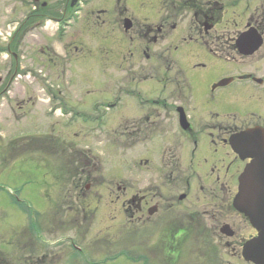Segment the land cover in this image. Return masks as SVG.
<instances>
[{
  "label": "rangeland",
  "instance_id": "rangeland-1",
  "mask_svg": "<svg viewBox=\"0 0 264 264\" xmlns=\"http://www.w3.org/2000/svg\"><path fill=\"white\" fill-rule=\"evenodd\" d=\"M170 1L173 4L163 6L159 0H127V16L134 27L124 33L121 18L118 35L113 22L116 0H93L90 5L86 2L81 11L83 17L86 13L83 31L87 32L86 44L93 56L84 57L83 68L80 65L83 60L76 63L73 60V69L67 78L59 70L60 59L56 58V66L52 68L47 58L53 48L58 57L64 55L61 49L66 48L63 41L69 35L63 41L57 36L59 42L50 47L49 38L56 31V24L51 21L27 22L28 31L23 33L21 29L16 33L12 46L16 47L17 59L10 53L0 52V77L5 71L8 76L13 73L17 76L0 100V259L14 263L21 255L14 237L24 229L21 225L29 222L27 204L35 211L37 225L47 229L51 241H55L57 264H224L228 259L223 241L218 242V228L226 222L235 224L239 217L230 210L216 215L213 221L215 211L202 198L198 189L201 184L186 166L184 154L192 145L182 142L184 138L177 130L173 106L180 91L178 101L194 115L192 118L200 131L213 125L225 128L229 123L242 124L249 118L245 114L260 108L257 100L262 87L239 82L212 91L211 86L221 77L246 71L257 72L259 76L264 68L258 69L257 56L242 60L218 44L212 47L221 62L206 52L201 54L199 44L183 46L182 67L180 55L179 59L167 60L174 65L167 71V78L176 79L175 69L183 72L184 78H178L183 84H168L170 87L162 94L169 102L174 101L172 108L164 106L171 112L164 115L159 89L153 85L163 71H155L156 58L146 60L141 55L145 47L152 51L155 46L135 35L139 25L155 26L164 17H171L169 22L177 23L172 33L177 35L178 44L182 42L181 37L193 34V13L188 9V0ZM250 1V8L245 12V0H229L232 6L226 9L217 31L233 34L242 29L246 17L254 14L261 4L260 0ZM32 6L31 0H0V44L9 41L7 34L13 33L16 26L8 22H21ZM262 11L264 8L256 12ZM97 14L102 25L95 22ZM106 35L110 43L113 38L119 46L118 71L105 59L103 69L98 68L93 58H98L97 47L108 44L100 40ZM131 35L133 41L129 39ZM39 45L47 47V53ZM198 54L201 55L198 57ZM197 61L201 67L194 66ZM141 68L147 77L138 83L140 78H136L138 72L134 69ZM135 84L140 85L146 99H155L160 104L150 102L144 106L141 99L128 93ZM45 91L52 93L55 100ZM118 98L120 109L114 106ZM53 107L57 110L49 114ZM202 159L197 153L193 161L207 169L212 166ZM163 160L169 162L163 166ZM99 177H103L102 182ZM188 179L191 189L188 198L180 201L181 211L183 214L191 211L190 206L200 212L205 210L202 215L205 225L217 223L216 233L193 223L188 234L170 246L165 235L169 228L159 220L162 216L158 212L148 219L146 207L157 203L169 211L180 194L187 195ZM116 185H119L118 191ZM134 194L137 198L145 195L146 200L150 199L141 213H132L134 207L128 210L126 205L131 203L129 198ZM248 233L244 232L245 236ZM214 234L216 239L211 237Z\"/></svg>",
  "mask_w": 264,
  "mask_h": 264
},
{
  "label": "flooded vegetation",
  "instance_id": "flooded-vegetation-1",
  "mask_svg": "<svg viewBox=\"0 0 264 264\" xmlns=\"http://www.w3.org/2000/svg\"><path fill=\"white\" fill-rule=\"evenodd\" d=\"M159 1L163 6L173 4V1L170 0ZM245 1L246 4L244 10L245 12H247L248 8H250L251 1ZM260 1L261 4L259 8L256 9V11H258L259 9L262 10L264 8V0ZM31 2L33 3V6L31 7L32 10H30V12L25 16L24 19H22L21 22H15L16 26L13 28L14 32L10 34L9 41H5L4 44H0V50L9 52L10 54H12L13 59H17V55L15 52L16 47L12 46V40L14 39L16 33L21 29L23 33L27 32V22L29 23L31 21L32 23L34 22L35 24H38L42 20L45 22H47V20L51 21L56 24V31L53 33V36L49 38L48 43L51 44L50 47L53 46L56 41H58V37L61 38L59 41H63V38L65 39V37L69 34L68 37H66L65 41H63V44H65L66 48L61 49L63 50L64 55L62 54L60 55V57H58L59 55L56 54V51L53 47V53L51 52V54L47 53V47H42L41 45H39V47H42V52L47 53V58L50 61V67L53 68L54 66H56V58L60 59L59 65H61L62 68L59 70L62 71V76L67 78L68 73H71L73 69L71 65L73 60L75 61V63L78 60H83V62L79 61L81 63V68H83L84 57L86 55L93 56L90 48H87V32H85L84 34L83 31V23H85L86 20V13H83L84 17L81 15V11L86 7L85 3L87 2V5H90L93 0L90 1L91 3L89 2V0H31ZM121 2L123 4L122 7L119 6V3ZM126 2L127 0H116V6L113 11V22L116 25L115 27L117 35L121 18L124 33L127 34V32L129 30H132L134 27L132 19L128 18L127 16L128 7ZM187 3L189 4L188 9H190L193 13L194 32L193 34L187 35L186 37H181L182 42L180 44H178V38H176L177 35H174L172 33L176 31L177 23L173 22L171 19L170 23L169 18L171 17H164L158 23V25L155 26L142 24L136 28L135 37L138 36L139 39H143L148 45L155 46L152 51L150 47H145L141 51V55L143 59L146 60L156 58L158 64H156L155 68L153 66L151 67L154 68L155 71H163V75L159 79H154L153 83V85H156V87L159 89L158 90L156 88L160 93L161 98L159 97V101L160 103H162L163 108H165L164 106H170V108H172L174 103V101L169 102V100L166 99V96H164L167 92V88L170 87L168 84H175L177 86L179 83H182L178 78H184L183 72L180 73L179 69H175L176 79L167 78V71L169 69H173L174 66L172 63H168L167 60H175V58L179 59V57L181 56V64H179V66L182 67L185 62L184 56L181 53L183 51V46L189 47V44L198 46L199 44L201 47L200 49L202 50L201 54L206 52L212 58L218 59L221 62V58L217 57L216 55V49L212 47L215 46V44H218L222 46L226 51L235 52L236 55L242 60H245L246 58H252V56L254 55L257 56L258 69L261 70L262 68H264V11H262L261 14L254 11V14L248 15L244 21L242 29H238L235 33L231 34V32H227L225 30L218 32L216 29V27L219 26L223 21V15L225 14L226 9H229L232 6L231 3H229V0H188ZM91 13H93V11H91ZM100 18V15L97 14L95 17V22H99L102 25L103 22L99 21ZM126 19L130 20V27L127 31L124 28V20ZM11 22L13 23L14 21ZM225 23L228 24V21H225ZM246 32H250L251 34L243 39L244 46L246 44L252 46L257 42H260V46L250 53H246L245 50H243L242 53L239 46V42L243 38L244 34H246ZM114 33L115 32H113L112 35ZM90 38L91 37H89L88 39ZM109 39V35L100 38L104 45L105 43L108 44H106V47L103 45L97 47L99 52L96 56H98V58H93L97 62L96 65L98 68L103 69V61L105 59L106 61L110 60L112 66L116 67L118 71L120 68V63H118L120 53L119 46L114 42L113 38L111 43ZM129 39L130 41H133L134 36H129ZM173 51H175V54L173 53ZM42 52L39 51L40 54ZM72 54L75 55L71 58ZM130 54L131 57H133V52H130ZM201 54H198V57ZM106 56H110V59ZM175 66L177 67V64H175ZM194 66L201 67L202 64L198 63L197 61L194 63ZM5 72L6 73H2L3 75L1 74L0 77V99H3L4 95L8 93V89L13 83L14 77L16 76L15 74L8 76L7 71ZM134 72H138L136 73L138 74L136 78H140L138 79V83L145 80V78L147 77L146 73H144L145 71H143L142 68L138 71L134 69ZM255 73L257 72L246 71L236 76L234 75L221 77L222 79L220 78L219 80H228L227 85L239 84V82H243L246 86L248 85L251 87V85H256L258 87H262L263 90L257 100L260 108L255 111H251L248 114H245L249 115V118L242 124L229 123L225 128L215 127L213 125V127L201 129L200 131L198 129L199 126H197L192 118L194 117V115L184 108L182 101H178V98L180 99V91L176 93L177 104L173 106V112L178 124L177 130H179L182 138H184V141L182 142H185L187 146H190V144L192 145V149L188 148L187 152L184 154V157H186L187 159L186 166L192 169L191 172L195 174L196 181L201 184L198 189L202 194V198L208 201L209 205L211 206L210 209L213 208V210L215 211L214 215H212L213 221H215L216 215L220 216L223 212L230 210L234 211V214L239 217L238 221L235 224H229L228 222H226L220 225L218 228V233L220 234V239L218 240V242L221 243L223 241L222 244L229 253L228 259L224 261V264H254L250 261L245 260V258L242 256L241 251L246 242L257 237V228L252 224L248 216L236 211L233 203L238 189L239 176H241V178L243 175H249L251 177L250 185L248 187V189L251 191L248 193L249 197L256 194L254 190L258 188V176H256L258 175V173L257 171L251 169L254 157L249 156H254L255 151L258 148L264 147L263 143L259 144L264 140V101L261 100L262 98H264V73H261L259 76H256ZM56 77L59 78L58 76ZM136 78L133 75V80H135ZM63 80L67 83L70 82V79ZM216 83L212 84V91L217 89V87H213V85ZM119 91L120 94H122L120 86ZM128 93H132L137 99H141L144 106H147L150 102L153 105L160 104L155 99H146L143 96L140 85L138 84H135V86L132 85V88L128 90ZM116 102L114 106L116 107V109H120V98H118ZM163 108L162 110L164 115H168L171 113L169 107L168 110L166 108ZM101 114L103 115V113ZM253 128H256L257 136H255V133H253L252 137L246 138V141L249 142H247L243 146L244 150L242 158L231 148L229 144V138L240 131L250 130ZM202 130L206 133H203ZM213 146L215 147L211 149ZM207 147L208 150L206 149ZM218 149H220V151H218ZM197 153L202 156V161L212 164V166L207 169L206 166L202 167L200 164H195V161L193 160ZM223 153H225L224 156ZM168 162V160L161 161L163 166H165ZM172 165L174 166L175 162H173ZM99 179H101L102 182L103 177H99ZM194 184L195 182H192V186H194ZM115 188L117 189V191L120 189L119 185H116ZM185 188L187 195H179L178 201H175L172 204V207L169 208V211L171 213L168 210H165V208L163 207L160 208L157 203H151V205L146 207L150 199L146 200L145 195H142L139 198H137L138 196H136L135 194L131 195V197L129 198L131 200V203L128 202V204L126 205L128 206V210H131L132 207H134V210L132 211V213L134 214L141 213L143 207H146V214L148 216V219H150V217H153L154 215H157V213L159 212V215H161L163 218H159L160 222L162 223L161 220H163V226H167V228H169L170 233L168 232L165 235L166 238L168 237L166 241L170 246H175L179 240L187 235L188 230L191 228L189 226H193V223H200L203 225L204 230H209V233H216L215 227L217 226V223L211 224L210 226L205 225V221L203 220L202 216L206 213L205 210L200 212L198 211V209H195L194 206H192V208L190 206L191 211L183 214L180 209V201H183L184 199L186 200L188 198V194L190 193L191 189V182L189 179L185 182ZM135 200H137V205L134 204ZM247 204L248 203L246 202V206ZM23 214L26 215L25 213ZM34 215L35 214H27L29 222L27 224L24 223L23 225H21V227H23L24 229L18 232L14 237V239L18 243V249L21 250V255L18 257L17 262L13 263L7 259H5L7 261L0 259V264H57L56 259H54V256H56V243L54 240L51 241V235L47 231V229L43 230L37 225V223L35 222L36 219H34ZM185 220H188L187 223H185ZM246 231H249V233L245 236L244 232ZM169 237H171V239ZM211 237L213 239H216L215 234ZM64 256H66V254Z\"/></svg>",
  "mask_w": 264,
  "mask_h": 264
},
{
  "label": "water",
  "instance_id": "water-1",
  "mask_svg": "<svg viewBox=\"0 0 264 264\" xmlns=\"http://www.w3.org/2000/svg\"><path fill=\"white\" fill-rule=\"evenodd\" d=\"M130 27V22L125 21L124 28L127 30ZM250 32H246L243 38L239 42L240 51L243 53L245 50L246 53L252 52L254 49L258 48L260 42H257L254 45H245L244 40ZM227 83V80L221 81L218 85H224ZM257 132L255 130H249L233 135L230 138V145L234 152H236L240 157L243 158V146L249 142L246 141V138L252 137V134ZM264 144L260 142L259 144ZM248 148V147H247ZM249 157H254L253 164L251 169L257 171L258 178V188L254 190L256 194L253 196L248 195L251 192L248 187L250 185L251 177L242 176L240 179L239 191L234 200V206L240 212H243L246 216L249 217L250 221L257 228L258 236L250 241H248L243 247V256L245 259L254 262L255 264H264V147L258 148L255 151V155H250ZM246 202L248 203L246 206Z\"/></svg>",
  "mask_w": 264,
  "mask_h": 264
}]
</instances>
